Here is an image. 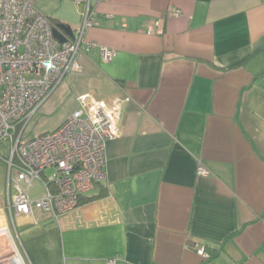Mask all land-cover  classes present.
Returning a JSON list of instances; mask_svg holds the SVG:
<instances>
[{
    "label": "crops",
    "instance_id": "crops-1",
    "mask_svg": "<svg viewBox=\"0 0 264 264\" xmlns=\"http://www.w3.org/2000/svg\"><path fill=\"white\" fill-rule=\"evenodd\" d=\"M33 1L73 32L83 22L85 5L74 0ZM92 7L97 24L85 41L96 45L84 46L81 69L38 118L58 126L54 114L83 93L128 97L121 134L107 142L106 176L85 203L59 221L36 211L16 228L27 262L264 264V0ZM100 46L117 56L102 61ZM2 162L0 214L8 203ZM201 164L208 174L199 175ZM0 253L6 264H26L4 222Z\"/></svg>",
    "mask_w": 264,
    "mask_h": 264
},
{
    "label": "built area",
    "instance_id": "built-area-1",
    "mask_svg": "<svg viewBox=\"0 0 264 264\" xmlns=\"http://www.w3.org/2000/svg\"><path fill=\"white\" fill-rule=\"evenodd\" d=\"M74 2L85 5L83 22L73 37L60 41L54 35L58 25L33 0H0V145L5 141L10 147L5 158L8 192H14L8 207L14 220L22 213L34 216L42 211L59 221L78 208L106 176L107 142L121 134L128 97L103 99L83 93L67 99L54 114L58 126L26 135L68 74L81 69L84 46L90 50L96 45L85 41L88 29L97 24L92 0ZM156 31L161 33L162 28ZM100 55L102 61L110 62L117 51L100 46ZM198 173L206 175L209 170L201 164ZM35 180L44 186L39 198L31 196ZM197 252L210 256L205 247Z\"/></svg>",
    "mask_w": 264,
    "mask_h": 264
},
{
    "label": "rangeland",
    "instance_id": "rangeland-1",
    "mask_svg": "<svg viewBox=\"0 0 264 264\" xmlns=\"http://www.w3.org/2000/svg\"><path fill=\"white\" fill-rule=\"evenodd\" d=\"M43 127L44 126H42L40 124V122L38 120V116H37L30 123L29 128L26 131V135L27 136H34V135H36V132H42V131H44ZM9 148L10 147L8 146V143L5 142V141L2 142L1 145H0V160L1 161H4V162L1 163V165H4L5 169H7L9 167V165L7 164L6 158H5V156H7V157L10 156V151H9L10 149ZM1 155L4 156V157H1ZM46 172H49L50 173V172H52V170L51 169H47ZM43 190H44V186H43L42 182L40 180H35L33 182L32 186H31V196L38 195V197H41L43 195ZM13 193L14 192H12V191L11 192H8V194H7V200L10 199L13 196ZM3 203L5 204L4 201H3ZM10 213H11V211L9 210L8 203H7V207L5 205L4 208H3V213L0 214V223L4 222L5 224H7L9 226V228L11 229L13 238H14V240H15V242H16L19 250H20V253H21L23 259L25 260V263L26 264H29L27 262V260H26L25 255L23 254V251L22 250H24V249H23V247H22V245H21V243L19 241L20 240L19 239V236H18L19 233H17L18 230L16 228H19L20 227L22 221L24 219H26V217H28V218L31 219L33 217V215L32 214L22 213L20 215H16L15 216V220H14V218L12 217V215ZM8 262H9L8 260L7 261H0V264H6Z\"/></svg>",
    "mask_w": 264,
    "mask_h": 264
},
{
    "label": "water",
    "instance_id": "water-1",
    "mask_svg": "<svg viewBox=\"0 0 264 264\" xmlns=\"http://www.w3.org/2000/svg\"><path fill=\"white\" fill-rule=\"evenodd\" d=\"M60 30H64L68 33L69 36H73L74 35V32L73 30L71 29V27L67 26V25H63V24H60L58 25V27L54 30V35L56 38H58L60 41H64L66 40V37H64L62 34H61V31ZM125 111V108L123 109V112ZM123 116V115H122Z\"/></svg>",
    "mask_w": 264,
    "mask_h": 264
},
{
    "label": "trees",
    "instance_id": "trees-1",
    "mask_svg": "<svg viewBox=\"0 0 264 264\" xmlns=\"http://www.w3.org/2000/svg\"><path fill=\"white\" fill-rule=\"evenodd\" d=\"M99 196H100V195L91 196V197H89V199L92 200V199H95V198H97V197H99ZM82 203H85L84 197L81 199V204H82Z\"/></svg>",
    "mask_w": 264,
    "mask_h": 264
}]
</instances>
